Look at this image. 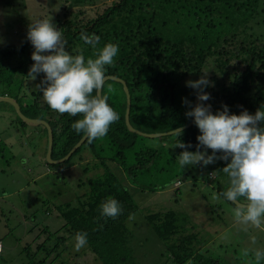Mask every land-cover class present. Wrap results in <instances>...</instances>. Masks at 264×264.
<instances>
[{
  "label": "trees",
  "instance_id": "1",
  "mask_svg": "<svg viewBox=\"0 0 264 264\" xmlns=\"http://www.w3.org/2000/svg\"><path fill=\"white\" fill-rule=\"evenodd\" d=\"M85 1L72 0L77 7L65 10L62 18L57 16L55 26L67 42L66 51L73 56L82 54L85 60L92 56L93 49L80 38L82 32L99 36V48L107 43L118 45L113 64L105 66L108 78L101 94L120 119L110 125L101 139L89 142L85 136L66 158L62 159L84 135L72 128L82 116L61 115L49 108L37 87L44 73L38 74L35 87H30L27 72L34 63L30 41L0 44V97L13 99L24 116L42 120L50 128L52 162L44 159L48 171L69 176L62 172L70 168L77 172L78 168L81 173L73 185L74 196L56 204L44 200L45 214L55 211L62 222L53 231L43 227L44 240L33 250L28 244L21 247L27 264H142L132 260L128 249L132 231L127 221L130 214L132 217L141 211L135 194L168 188L178 191L179 181L188 172L170 171L171 166L179 165V157L175 156L182 151L195 152L200 131L193 122L183 128L180 137L173 133H143L167 132L190 121L185 113L194 107L197 90L186 86L187 81L199 80L206 70L210 72V85L204 91L211 96L207 102L213 114L222 111L223 105L236 115L243 110L250 114L264 110V36L257 30L264 29V0H111L83 18L80 5ZM181 98H187L191 107ZM11 110L15 126H29L13 106ZM126 112L136 131L127 128ZM35 126L41 128V138L46 135L44 124ZM151 140H157V144L145 145ZM179 141L192 147H176ZM163 143L173 149L170 155L160 150ZM227 163L230 160L217 158L205 173L218 171L210 189L236 207L222 195L230 186L229 177L222 171ZM151 170L155 177L164 180L143 183L140 177ZM190 177L194 186L196 178ZM109 197L122 208L115 219L101 214L100 205ZM240 202L244 203V198ZM207 208L205 211L211 212ZM184 215L182 210L171 207L144 214L169 264H221L217 258L204 254L207 240H195L193 224L188 225L189 218ZM77 232H86L88 242L79 252L70 253L67 242L75 241ZM48 240L52 243L46 244ZM40 250L44 253L37 258ZM87 254L93 263H83Z\"/></svg>",
  "mask_w": 264,
  "mask_h": 264
},
{
  "label": "rangeland",
  "instance_id": "2",
  "mask_svg": "<svg viewBox=\"0 0 264 264\" xmlns=\"http://www.w3.org/2000/svg\"><path fill=\"white\" fill-rule=\"evenodd\" d=\"M109 1L111 0L83 2L80 5L84 10L81 17L93 15L95 10ZM75 7L77 6L72 0H0V44L29 41L27 31L32 20L51 19L55 25L57 16L61 15L62 18L65 10H73ZM257 30L264 36L263 27H257ZM205 74L208 78L210 72L206 70ZM28 81L33 88L37 77L35 80L28 78ZM181 101L183 102V98ZM9 102L11 103L10 100ZM13 120L11 106L0 103V264H27L21 247L28 244L33 250L36 244L44 240L45 235L41 231L43 227L47 226L53 231L62 222L55 211L45 214L46 207L42 205L45 203L44 200L56 204L63 198L74 196L73 185L81 173L76 166L78 173L71 168L62 172L63 175L69 176H61V172L53 174L48 171L44 163V159L52 162L50 153L45 157L49 146L48 132L41 139L38 134L41 128L35 126L36 124L19 128L15 126ZM144 143L156 145L157 140ZM160 150L166 155L173 151L167 143L165 145L163 143ZM196 150L197 148L194 151ZM200 150L205 151L203 147ZM207 154L212 155V150L207 149ZM214 162L208 165L201 162L184 168L179 162V165L175 163L170 171L180 169L190 174H186L184 179L179 181L178 191L168 188L163 191L135 194L141 211L127 221L132 231L128 249L133 261L142 264H169L165 253L162 252V245L148 227L144 214L171 207L186 213L189 218L188 225L192 223V229L196 232L195 240H207V250H203L206 251L205 255L217 258L221 264H249V261L256 264L254 251H264V224L258 228L250 223L241 222L235 216V207L220 199L210 189L219 174L215 169L205 172L214 165ZM192 175L196 178L194 186L191 184ZM140 180L152 184L164 179L155 177L154 171L151 170L140 177ZM174 198H177V201H172ZM207 207L211 212L205 211L208 210ZM187 229L190 228L187 226ZM48 243L52 241L48 240L46 244ZM75 243L73 240L67 242L70 253L77 251ZM245 249L250 252L248 257L242 255ZM43 253L41 250L36 252V257L42 256ZM86 256L82 258L83 263L91 261L93 263L91 255ZM260 264H264V260L260 261Z\"/></svg>",
  "mask_w": 264,
  "mask_h": 264
},
{
  "label": "clouds",
  "instance_id": "3",
  "mask_svg": "<svg viewBox=\"0 0 264 264\" xmlns=\"http://www.w3.org/2000/svg\"><path fill=\"white\" fill-rule=\"evenodd\" d=\"M27 38L34 48L31 55L34 63L28 77L35 80L38 74L44 73L37 86L43 93L44 102L61 115H81L82 118L73 123L72 128L77 134L83 133L89 142L105 137L110 125L120 119L107 103V97L101 94L105 66L113 64L119 51L118 45L107 43L99 48V36L82 32L80 38L92 46V56L85 60L82 54L70 55L65 49L67 42L63 40L61 30L56 29L51 19L43 18L31 21ZM206 74L199 80L186 82V86L197 90L200 102L191 107V102L183 98V103L191 107L185 115L194 118L200 135L196 137L197 150L182 151L178 162L184 168L201 162L208 165L217 158L230 160L222 169L230 182L222 195L236 204L235 216L238 220L259 228L264 224V110L258 109L255 114L243 110L236 115L230 114L228 106L223 105L222 111L213 114L211 106L203 103L211 99L210 94L204 91V87L210 85ZM93 92L96 94L93 95ZM182 132V127L176 128L173 134L180 137ZM176 147L187 149L192 145L179 141ZM201 147L205 151H201ZM207 149L212 150V155L207 154ZM217 152L222 155L217 157ZM241 197L244 203L240 202ZM100 209L103 216L113 219L122 213L119 202L111 197L100 205ZM74 239L77 251L88 242L86 232H77ZM249 254L248 249L242 252L245 257ZM253 255L256 264L264 260V251L255 250Z\"/></svg>",
  "mask_w": 264,
  "mask_h": 264
},
{
  "label": "water",
  "instance_id": "4",
  "mask_svg": "<svg viewBox=\"0 0 264 264\" xmlns=\"http://www.w3.org/2000/svg\"><path fill=\"white\" fill-rule=\"evenodd\" d=\"M106 78H108V76H105V79ZM111 78H113V79H116V80H119L118 78H115V77H111ZM124 87V91L126 92V96H127V90H126V87L125 86H123ZM3 98V97H2ZM4 98H6V100H10L11 101V103L14 105V109H15V111H16V113H17V115L23 120V121H25L26 123H28V124H44L45 126H46V129H47V132H48V142H49V151H50V145H51V133H50V128L48 127V125L44 122V121H42V120H39V119H33V118H28V117H25L20 111H19V108H18V105H17V103L13 100V99H11V98H9V97H4ZM8 100V101H9ZM205 102V104L206 105H210L207 101H204ZM198 103V99H197V94L195 95V97H194V106L196 105ZM127 106H128V99H127ZM210 111H212L211 110V107H210ZM194 122V118H191L190 119V121L186 124V125H184V126H182V128H184V127H186V126H188V125H190L191 123H193ZM125 123H126V126H127V128L128 129H130V130H133V131H136L135 129H133L131 126H130V124H129V122H128V118H127V112H126V114H125ZM178 128H181V127H178ZM176 129V128H175ZM174 132V129L173 130H170V131H167V132H162V133H154V134H144L143 133V135H146V136H159V135H164V134H169V133H173ZM138 133H140V132H138ZM84 137H85V135H83L79 140H78V142L75 144V145H73L72 146V148L67 152V154L62 158V159H64V158H66L79 144H80V142L84 139ZM59 160H61V159H59ZM59 160H57V161H59Z\"/></svg>",
  "mask_w": 264,
  "mask_h": 264
},
{
  "label": "crops",
  "instance_id": "5",
  "mask_svg": "<svg viewBox=\"0 0 264 264\" xmlns=\"http://www.w3.org/2000/svg\"><path fill=\"white\" fill-rule=\"evenodd\" d=\"M2 102H6V103H9L11 106H13L8 100H6V98H2V97H0V103H2ZM6 103H4V105H6ZM14 108V107H13ZM15 113H16V111H15ZM17 114V113H16ZM28 124V123H27ZM29 125V124H28ZM42 139V138H41ZM46 155H45V157L48 155V153H50V151H49V146L47 147V149H46ZM47 161V160H46Z\"/></svg>",
  "mask_w": 264,
  "mask_h": 264
}]
</instances>
